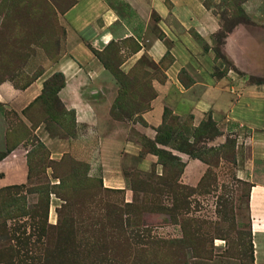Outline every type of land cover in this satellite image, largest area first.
I'll use <instances>...</instances> for the list:
<instances>
[{
	"label": "rangeland",
	"instance_id": "374dc122",
	"mask_svg": "<svg viewBox=\"0 0 264 264\" xmlns=\"http://www.w3.org/2000/svg\"><path fill=\"white\" fill-rule=\"evenodd\" d=\"M200 1L197 10L162 0L149 10L133 5V13L119 4L115 22L92 29L77 15H47L43 0H0V87L15 90L0 95V264L14 260L15 222L37 242L26 246L28 264H49L45 236L53 238L57 225L76 231L72 264H133L137 256L136 264H264L254 243L264 245V235L250 233L244 175L247 149H257L251 140L264 135V0ZM68 23L83 46L76 64L59 67L73 51L64 46ZM68 79L76 90L68 99L88 104V118L59 95ZM253 162L251 171L264 173V161ZM93 183L100 188L82 205ZM12 184L19 186L3 189ZM128 204L151 237L128 233L127 243L115 239L96 251L100 222L130 212ZM35 209L53 226L37 230L38 239L30 232ZM112 245L127 257L113 255ZM48 248L50 264L66 260Z\"/></svg>",
	"mask_w": 264,
	"mask_h": 264
},
{
	"label": "crops",
	"instance_id": "0c3cea01",
	"mask_svg": "<svg viewBox=\"0 0 264 264\" xmlns=\"http://www.w3.org/2000/svg\"><path fill=\"white\" fill-rule=\"evenodd\" d=\"M162 0H76L75 3H73L71 6H69V8L62 13V16L66 15V18L68 20L72 19L74 20V15H77L81 18V20L83 22H85L86 25L90 26L92 29L96 28H100L102 27L101 25L97 24V21L102 22L104 24V22H106V27L108 25H110V22L113 23L115 22L119 17V10L116 8V5H123V4H127L130 7L131 12L132 11V6L133 5H140L143 7H147V9L149 10V8L151 7V5L155 4L158 5L159 3L161 4ZM187 2H185V4H183L184 7H188V10H197L196 7V1H198L199 3L201 2L200 0H185ZM262 1V0H260ZM202 3V2H201ZM187 5V6H186ZM205 8V7H204ZM208 9L205 8V14L207 12ZM252 13H256L255 11ZM211 13L209 12V15ZM76 16V17H77ZM256 18L260 19V16L257 15ZM80 21V20H79ZM81 22V21H80ZM69 24V27H71L70 29H66V35H65V40H64V46L67 50V46L68 44H71L73 46V51L72 53L70 51H66L64 53V55L61 56V58L59 59V67H60V63L63 61L65 62L68 66L71 63H75V57L76 56V51L80 48V45L83 46V44L81 42H78L74 39V36L77 37V34L73 31L72 26ZM82 25V22L80 23ZM95 25V26H94ZM81 30V28H80ZM105 36V35H103ZM102 41V40H101ZM61 44V43H60ZM255 51V50H254ZM262 55V53L258 52V56ZM62 65H65L64 63H62ZM74 67V65L72 66ZM64 71V70H63ZM38 79V78H37ZM34 80L30 85H28L27 87H25L23 90H18L19 91V97H21V93H25V92H32L34 90V86L37 85V81L38 80ZM72 83V81H70L69 79L66 81L65 87L60 90L59 95H61L62 99L66 102H70V107L75 109V113L76 115H81L80 112L82 111V115L85 117H89L90 114L88 112L87 109H89V105L88 104H84L80 98H78V96L75 95H71V99H68V95L72 92V94L75 93V88L73 86L69 85ZM76 83V81L73 82V85ZM6 90V94L7 95H11L12 92H14V89H9L7 85L3 84L0 87V95L4 96L5 92L4 90ZM3 90V91H2ZM76 94V93H75ZM34 98V97H33ZM32 98V99H33ZM31 99V100H32ZM22 102H24V100H21ZM154 101V100H153ZM221 102V101H219ZM223 103V102H221ZM87 106V108H86ZM80 117V116H78ZM149 122V127L151 125L154 124H150L151 119H148ZM147 120V121H148ZM148 131V130H147ZM148 133H151L148 131ZM248 140V139H247ZM252 145H256L257 149H259L260 147H262L263 151H259L256 148H253L252 146H249V148L247 149V153L249 152V154H245V163L244 165H246L245 170H250V172L244 173V175L246 176V174L248 175V173L250 174L249 180L251 181V186H250V190H249V197H248V205H249V214L250 217L255 218L254 221L253 220V224L250 225V232L252 234V237L256 240V237L259 234H262V236L264 235V173H262L261 175L260 172H254L251 171L252 168V162L253 160H257V161H264V135L260 134L258 135L256 138H254L253 140H251ZM244 144V141H243ZM146 158V157H145ZM193 161V163H198L196 161V159H191ZM255 162V161H254ZM253 162V165L255 164V167L257 165L262 164L261 162ZM189 162H187V166H188ZM200 164V163H198ZM202 167L203 165L200 164ZM263 165L260 166V168ZM254 167V168H255ZM253 168V169H254ZM259 168V169H260ZM119 181V186H122L121 183H123V181H120L119 179H117ZM106 185H109L106 183ZM114 187V186H112ZM124 187V185H123ZM125 188V187H124ZM264 240V239H263ZM262 241V240H261ZM256 244V246H258V257L264 260V245L261 242H254Z\"/></svg>",
	"mask_w": 264,
	"mask_h": 264
},
{
	"label": "trees",
	"instance_id": "16d2710c",
	"mask_svg": "<svg viewBox=\"0 0 264 264\" xmlns=\"http://www.w3.org/2000/svg\"><path fill=\"white\" fill-rule=\"evenodd\" d=\"M45 6H47V15L49 14V11L51 12V15H53V18H57V12L61 11L60 13H64L69 6H71L73 3L76 2V0H68L66 3H64L61 0H56V2H51V0H43ZM52 5L54 7L55 10H53ZM58 91V89H57ZM56 91V93H57ZM41 96L39 95L38 97L35 98V101L38 100ZM57 98V97H56ZM57 100H59L57 98ZM34 101V100H33ZM155 141L156 143L162 144V145H167V141L165 139H160L158 136L155 137ZM155 155H158V158H160L161 154H168L170 160L168 161V163L170 165H175L178 166L180 165L181 167H183L182 161L179 159L178 156L173 155L171 152L165 150V149H157L154 152ZM190 157L192 158H196L197 156L192 155L189 152ZM5 156V155H4ZM4 156L2 158H4ZM0 158V159H2ZM142 159V157H140ZM182 172V170H181ZM180 172V173H181ZM101 179L99 180V184H100ZM13 186H19V184H12V185H6L4 186L3 189H7V188H11ZM100 186L93 184H87L86 188H89L87 190L90 191V194L88 196V198L83 199L84 201H82V205L85 204V202L91 198V194L93 192L94 188H97ZM139 197V196H138ZM133 204H128V209L130 210V212H123L122 214H118L116 212L113 213V218H110L108 222L106 223H102L100 222L99 227L97 228V231H99L100 233H93V235H95L97 238V242L99 241V243H96L93 247L96 248V251H101V250H105L109 247L108 244L112 243L113 240L117 239V240H125L124 243H127L129 241V236L128 233H133L135 237H138L140 240L142 241H147L150 237H151V229L145 227L141 229V224H139V222L137 221L138 218L137 216L141 215V213H138L140 211H133V209L136 206H132ZM157 207V208H156ZM153 208L157 211H161L164 209V206L157 204L156 202H153ZM153 208L149 207L145 209L148 210H153ZM47 209V207L45 208ZM154 211V210H153ZM143 212V211H142ZM41 212H38L36 209L34 211H32L29 214V218L31 224V228L32 230H30V232H32V234H34L37 239L39 238V234L36 232L37 230H44V234L47 230H50L51 228H53V226H50L47 224V213L45 210L44 216H41L40 214ZM107 217V215H106ZM124 217L126 218V220L128 221V223L126 222V220L124 219ZM125 221V223L127 224L126 226L123 225V221ZM15 231L17 233H19V235L21 237H17V235H15V237L13 238L14 241V246L12 248H16L13 249L16 254L14 255V260H10L9 264H28V259L31 260V256L28 253V249L26 250V246L29 244H37V242H31L30 238L28 236H23V229H25V224L24 222H15ZM109 228L111 231L108 233V239L109 241H107L106 239H104V237L106 236V234L104 233L105 229ZM55 231L57 234H55V236L53 238H50L51 235L49 236H45V245H46V249H45V262L46 263H51L53 260L51 259V254L49 253V248L48 245L50 247V249L52 248V250L56 253L57 256L59 257H65L66 260L63 262H60V264H72V258L74 259L75 255H76V251H77V245H76V237H75V233L76 231L73 233V235L70 234V232L67 234L66 231H64L59 225H57L56 227H54ZM58 232H64L66 235L60 234ZM140 233H142V237L140 238ZM251 233V232H250ZM69 235V236H67ZM57 236V237H56ZM56 237V238H55ZM122 239H121V238ZM125 237V238H124ZM102 240V243H101ZM88 247V246H86ZM104 247V248H103ZM111 249H113L112 253L115 256H118L119 259H125L127 257V255H120L116 250L117 246L116 245H112ZM131 247V245H130ZM28 248V247H27ZM85 248V247H84ZM146 248V247H144ZM103 251V252H105ZM94 251H92L93 253ZM107 253V252H106ZM104 254V256H106L107 254ZM56 257V256H54ZM50 259V260H49ZM140 259V256H137L135 258V260H132L133 264H136V261H138ZM75 263L74 264H82L83 260L81 259H75ZM55 264H57L55 262Z\"/></svg>",
	"mask_w": 264,
	"mask_h": 264
}]
</instances>
